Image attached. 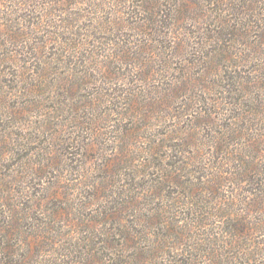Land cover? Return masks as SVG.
<instances>
[{
    "label": "rangeland",
    "instance_id": "1",
    "mask_svg": "<svg viewBox=\"0 0 264 264\" xmlns=\"http://www.w3.org/2000/svg\"><path fill=\"white\" fill-rule=\"evenodd\" d=\"M0 264H264V0H0Z\"/></svg>",
    "mask_w": 264,
    "mask_h": 264
}]
</instances>
